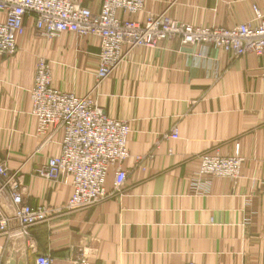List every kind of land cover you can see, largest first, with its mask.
Returning a JSON list of instances; mask_svg holds the SVG:
<instances>
[{"label":"crops","instance_id":"1","mask_svg":"<svg viewBox=\"0 0 264 264\" xmlns=\"http://www.w3.org/2000/svg\"><path fill=\"white\" fill-rule=\"evenodd\" d=\"M83 3L100 8V0ZM254 6L264 10V0H145L135 18L167 11L196 26L233 27L253 19ZM31 24L16 53L0 56V159L22 176L25 199L48 215L27 235L16 223L11 233L0 231L4 264L17 250L25 264L39 253L51 255L52 264H264V56L234 59L178 40L135 47L96 91L107 113L131 127L126 182L91 208L68 211L72 186L36 171L60 153L63 131L37 132L30 89L44 58L54 88L87 94L100 39L70 32L47 39ZM237 148V178L198 175L201 154L233 155ZM114 177L112 169L109 191ZM10 202L5 193L8 212Z\"/></svg>","mask_w":264,"mask_h":264},{"label":"built area","instance_id":"2","mask_svg":"<svg viewBox=\"0 0 264 264\" xmlns=\"http://www.w3.org/2000/svg\"><path fill=\"white\" fill-rule=\"evenodd\" d=\"M145 0H100L94 11L83 0H0V56L17 51L18 38L28 31V19L35 35L53 39L64 32L100 39L95 83L83 95L63 92L52 86L50 64L40 58L34 86L30 89L31 114L37 119V132L62 130L60 153L36 169L46 180L70 184L73 192L65 207L68 211L88 209L100 200L122 190L128 172L123 167L129 156L128 120L111 117L98 103L96 91L137 46H159L166 40L182 44L213 46L238 59L248 53L264 56V10L254 6V18L233 27L196 26L167 13L148 12L144 20L135 18ZM174 137H178L176 130ZM198 175L237 178L243 165L238 148L233 155L206 152L199 156ZM115 171L113 190L106 178ZM21 177L0 159V207L2 196L10 198L11 211L0 212V231L11 233L16 223L19 233L45 220L48 209L32 205L24 197ZM46 253L36 256L35 264H52ZM0 264H4L0 255ZM88 264V263H83ZM192 264V263H190Z\"/></svg>","mask_w":264,"mask_h":264},{"label":"water","instance_id":"3","mask_svg":"<svg viewBox=\"0 0 264 264\" xmlns=\"http://www.w3.org/2000/svg\"><path fill=\"white\" fill-rule=\"evenodd\" d=\"M19 253H22V250H17V251L12 252V258L9 261V264H25L26 263V259H23V260L16 259V255Z\"/></svg>","mask_w":264,"mask_h":264}]
</instances>
